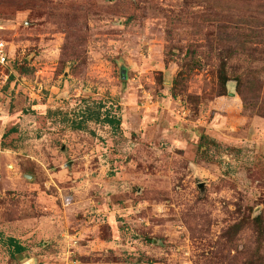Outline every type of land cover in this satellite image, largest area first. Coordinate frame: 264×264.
<instances>
[{
    "label": "rangeland",
    "instance_id": "1",
    "mask_svg": "<svg viewBox=\"0 0 264 264\" xmlns=\"http://www.w3.org/2000/svg\"><path fill=\"white\" fill-rule=\"evenodd\" d=\"M242 1L0 0V264H264V33L234 42L264 0ZM89 109L120 126L74 130Z\"/></svg>",
    "mask_w": 264,
    "mask_h": 264
},
{
    "label": "trees",
    "instance_id": "2",
    "mask_svg": "<svg viewBox=\"0 0 264 264\" xmlns=\"http://www.w3.org/2000/svg\"><path fill=\"white\" fill-rule=\"evenodd\" d=\"M242 2L244 3L245 0H243ZM259 7L263 8L264 4L260 5ZM242 26L244 27V30H246L245 24H242ZM240 29L241 28H239V30ZM239 30L234 31V32L236 33ZM248 30H249V33H246V35H244V34L242 35L240 32L236 33L237 38L234 39L235 44L239 43V46H241L244 43V46H246L248 44L246 41H248V42H249V40L252 41L254 38L263 34L264 33V21L262 20L260 22V24H255V26H250V28ZM246 37H248L249 39H247ZM243 38H244V40H243ZM236 48H238V47H235L234 50ZM229 52H230V55H232V57H234V54H236V52H234L233 49L229 50ZM191 60L195 64V66L196 65L200 66L201 63L198 59H195V57H193V59H191ZM226 64H227L226 60L222 58L221 65L219 67L220 69L218 72V79H219V82H220L222 87H225L226 83L229 80L228 76L226 74ZM238 82H239V88H238L237 92H238L240 99L243 103V107H245V108L254 107L255 103L250 101L252 99H249L247 96H245L244 91H242L241 80L239 79ZM259 109H260V107H259ZM88 112L89 113H87L86 116H83V118H81V120L79 122L75 121L72 123L73 124L72 128L74 130H83V128H84L83 123L86 121L101 122L104 124H108L114 128H117L120 126V123H121L120 118H117L115 116H111L109 113H105V115L103 116L100 111L95 112V111H90V109H89ZM261 222H262V220L259 217L256 219L255 223L261 224ZM7 244L12 249L13 256H18V255L20 256L26 251V248L18 240L14 239V238H8Z\"/></svg>",
    "mask_w": 264,
    "mask_h": 264
},
{
    "label": "built area",
    "instance_id": "3",
    "mask_svg": "<svg viewBox=\"0 0 264 264\" xmlns=\"http://www.w3.org/2000/svg\"><path fill=\"white\" fill-rule=\"evenodd\" d=\"M2 26L0 24V30ZM10 51L8 47V42H6L4 39L0 38V97H1V88L2 84L7 79V75L5 74V71L7 70V66L9 64L10 60ZM3 78V79H2ZM69 198L67 199V201ZM76 242V241H75Z\"/></svg>",
    "mask_w": 264,
    "mask_h": 264
},
{
    "label": "water",
    "instance_id": "4",
    "mask_svg": "<svg viewBox=\"0 0 264 264\" xmlns=\"http://www.w3.org/2000/svg\"><path fill=\"white\" fill-rule=\"evenodd\" d=\"M25 264H36L34 259H29Z\"/></svg>",
    "mask_w": 264,
    "mask_h": 264
}]
</instances>
